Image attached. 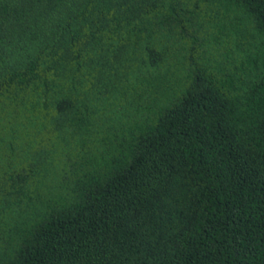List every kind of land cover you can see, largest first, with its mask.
<instances>
[{
  "label": "trees",
  "instance_id": "trees-1",
  "mask_svg": "<svg viewBox=\"0 0 264 264\" xmlns=\"http://www.w3.org/2000/svg\"><path fill=\"white\" fill-rule=\"evenodd\" d=\"M0 264H264V0H0Z\"/></svg>",
  "mask_w": 264,
  "mask_h": 264
}]
</instances>
